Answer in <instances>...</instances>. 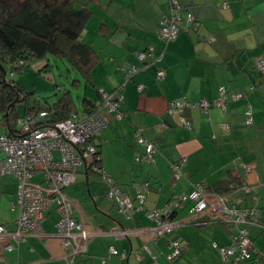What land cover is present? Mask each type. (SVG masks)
<instances>
[{
	"label": "crops",
	"instance_id": "crops-1",
	"mask_svg": "<svg viewBox=\"0 0 264 264\" xmlns=\"http://www.w3.org/2000/svg\"><path fill=\"white\" fill-rule=\"evenodd\" d=\"M179 2L182 12L197 18L192 24L183 21L176 37L165 42L158 37V28L162 15L170 13L169 0H90L91 14L81 37L93 48L95 59L88 78L80 76L94 91L84 97L98 103L99 94L120 88L123 112L121 118L107 117V125L95 136L98 165L127 193L135 209L125 216L108 197L103 177L79 165L73 182L63 190L73 201L74 215L93 232L71 264H264V231L259 224L247 225L256 250L250 259L235 262L221 258L211 242L229 243L236 228L207 210L192 212L188 199L171 206L168 217L173 226L165 233H155V220L148 215L167 205L173 195L188 192L196 181L214 191L228 188L222 194L227 204L255 206L259 213L264 208V81L254 64L257 57H264V0ZM148 45L158 58L146 55V62L140 61L136 51H145ZM131 65L141 68L126 79L124 69ZM159 68L165 71L161 78L156 77ZM253 82L257 84L249 89ZM139 83L144 84L141 91ZM222 85L227 89L223 108L212 103ZM236 93L241 96L234 98ZM201 99L210 102L207 111L196 106ZM173 100L190 103L181 112L190 127L167 112ZM247 105L250 124L243 122ZM222 123L228 128L219 129ZM137 133L157 142L153 163L135 159L144 150ZM182 157L181 173L175 176L170 164ZM31 180L41 181L42 173ZM16 190L14 176L1 173L0 224L10 231L19 214L9 207ZM138 194H143L141 201ZM59 218L51 207L44 213L41 234L0 236V264H67L56 232ZM115 229L123 233L116 234ZM173 240L183 250L169 260ZM109 246L126 256L109 254Z\"/></svg>",
	"mask_w": 264,
	"mask_h": 264
},
{
	"label": "built area",
	"instance_id": "built-area-1",
	"mask_svg": "<svg viewBox=\"0 0 264 264\" xmlns=\"http://www.w3.org/2000/svg\"><path fill=\"white\" fill-rule=\"evenodd\" d=\"M169 3L170 13L162 15L158 28V37L165 42L176 37L183 21L192 24L196 20L192 12H182V5L178 0H169ZM152 50L153 45H148L145 51L137 50L136 56L140 61H143L146 55L157 59V56H153ZM255 65L264 75V58L258 57ZM140 68L141 66L137 65L125 68V78L130 79ZM164 73V69L159 68L156 77L161 78ZM143 87V83L137 85L139 91ZM252 87L253 85H250V88ZM219 93L220 96L212 103L223 108L226 97L224 86L219 87ZM240 96V93L234 95L235 98ZM121 97L120 88L111 92H102L100 101L91 112L79 117L76 111H72L65 119L54 123H48L49 115L45 110L36 114L30 113L18 118L17 122L20 126L18 132L0 134V174L9 173L14 176L17 183L16 200L10 202L9 207L11 210L17 208L19 211L15 220V229L10 231L0 224V236L18 239L27 234H41L44 213L53 207L60 215L56 222V232L64 250V258L67 264H71L73 256L85 250V241L93 232L88 231L83 219L74 215L73 201L63 190L73 182L74 173L82 164L101 174L107 186L108 197L117 202L125 216L131 215L135 206L127 193L98 165L99 155L95 142L97 132L107 125V117L117 119L123 116L119 108ZM209 103L201 99L196 106L202 111H207ZM188 106L190 103L186 100H173L167 105L166 110L171 115L177 114L183 126L190 127V122L181 114ZM243 122L245 124L252 122L249 105L245 108ZM226 128H228L227 124H219V129ZM136 139L144 145V150L137 153L135 159L153 163L157 142L145 139L140 133H137ZM55 151L58 153L57 156H54ZM184 161L185 158L182 157L170 164L175 176L180 175ZM243 168L248 171L249 165L244 164ZM38 172L42 173V180L32 181L31 177ZM142 196L143 194H138L137 198L141 201ZM185 198L191 203L192 212L199 214L207 210L214 218L224 219L231 226H236V232L231 235L229 243L219 245L215 241L211 242L221 258L239 262L251 256L255 246L245 223H251L250 215L255 213L254 209H240L235 204H227L225 195L211 194L203 189L201 182L197 181L192 183V188L188 192L179 196L173 195L167 205L155 207L148 213L149 217L155 220L154 231L157 235L171 229L173 222L168 217L171 206ZM114 232L121 234L123 230L115 229ZM79 239L81 242L77 243ZM171 244L172 249L167 254L169 260L178 257L183 250V245L178 240L171 241ZM6 248L11 249L12 245H6ZM143 248L147 249L146 246ZM108 252L126 256L125 252H119L113 246L108 247Z\"/></svg>",
	"mask_w": 264,
	"mask_h": 264
},
{
	"label": "trees",
	"instance_id": "trees-1",
	"mask_svg": "<svg viewBox=\"0 0 264 264\" xmlns=\"http://www.w3.org/2000/svg\"><path fill=\"white\" fill-rule=\"evenodd\" d=\"M89 3L90 0H0V123L5 126L9 134L18 132L13 125L19 118L16 104L21 99L25 100V115L45 110L49 115L48 123L63 120L73 111L65 95L52 103L35 101L29 104V93L23 91V86L19 82L7 78V71L12 76L14 70H21L33 58H43L51 54L64 57L70 69L88 78L89 69L94 63L95 52L82 39L81 31L91 14ZM168 14L164 13V15ZM143 61L146 62V60ZM257 71L259 72L258 69ZM263 78L264 75L259 72V80ZM256 84L257 82L250 83L253 85L252 88ZM250 85L249 89H252ZM82 99L84 114L91 112L97 103H93L86 97ZM99 153L97 147V155ZM202 185L203 189L209 193L217 191V189L214 191L213 187L206 186L205 183ZM218 186L219 184L215 185V187ZM228 191L226 188L216 193L222 195ZM238 208L254 209L255 213L250 215L251 223H245V226L247 228L249 224H259L264 231V208L263 213H259V209L255 206Z\"/></svg>",
	"mask_w": 264,
	"mask_h": 264
},
{
	"label": "rangeland",
	"instance_id": "rangeland-1",
	"mask_svg": "<svg viewBox=\"0 0 264 264\" xmlns=\"http://www.w3.org/2000/svg\"><path fill=\"white\" fill-rule=\"evenodd\" d=\"M7 78L19 82L23 86V91L29 93V104L35 101L52 103L65 95L70 101L71 108L78 113L79 117L84 115L82 98L87 92L94 91L90 85H85L78 72L69 68L64 57L51 54L43 58H33L21 70H14L12 76L7 71ZM16 110L19 117L25 115L24 99L17 102ZM19 127L18 122L13 125L15 129ZM0 134H9L1 123ZM55 155H57L56 152Z\"/></svg>",
	"mask_w": 264,
	"mask_h": 264
},
{
	"label": "water",
	"instance_id": "water-1",
	"mask_svg": "<svg viewBox=\"0 0 264 264\" xmlns=\"http://www.w3.org/2000/svg\"><path fill=\"white\" fill-rule=\"evenodd\" d=\"M96 173H98V172H96ZM99 174V173H98Z\"/></svg>",
	"mask_w": 264,
	"mask_h": 264
},
{
	"label": "bare ground",
	"instance_id": "bare-ground-1",
	"mask_svg": "<svg viewBox=\"0 0 264 264\" xmlns=\"http://www.w3.org/2000/svg\"><path fill=\"white\" fill-rule=\"evenodd\" d=\"M183 201V200H182Z\"/></svg>",
	"mask_w": 264,
	"mask_h": 264
}]
</instances>
